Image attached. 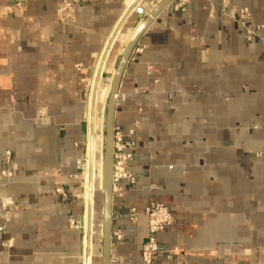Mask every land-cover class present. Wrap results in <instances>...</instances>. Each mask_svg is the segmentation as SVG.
Listing matches in <instances>:
<instances>
[{"label":"crops","instance_id":"0c3cea01","mask_svg":"<svg viewBox=\"0 0 264 264\" xmlns=\"http://www.w3.org/2000/svg\"><path fill=\"white\" fill-rule=\"evenodd\" d=\"M63 1L0 0V264H86L91 81L134 0H78L70 18L57 14ZM161 1L139 6L149 14ZM173 3L140 36L119 85L115 123L135 181L112 194L110 264H144L150 202L174 216L152 264H264V42L221 12L247 7L264 37V0ZM143 18L126 19L107 66ZM99 227L91 264H102Z\"/></svg>","mask_w":264,"mask_h":264},{"label":"water","instance_id":"95a60500","mask_svg":"<svg viewBox=\"0 0 264 264\" xmlns=\"http://www.w3.org/2000/svg\"><path fill=\"white\" fill-rule=\"evenodd\" d=\"M143 0H134V2L129 6V8L124 12L122 17L120 18L119 22L117 23L116 27L114 28L110 41L114 39L118 31L120 30L121 26L124 24L126 19L130 16V14L135 11L138 15L144 17L143 20L140 22V24L137 26L134 35L132 36L131 41L128 45H125L123 52L120 55L118 64L115 68V74L112 82V90L110 93V96L107 101L106 106V113H105V121H104V127L103 131L105 133V144H104V154L105 161H108L109 165V173H108V190L107 192L103 193V230L104 234L102 237L103 241V255H102V264H110V246H111V217H112V203H113V195H112V163H113V121H114V113H115V106L119 91V85L121 81L122 74L124 72V69L126 67V64L131 56V53L138 42L140 36L145 31V29L155 20V16L167 5H169L173 0H162L157 5H154L155 3L152 2L151 4L154 5V8L149 14H146V11L139 6V4ZM109 43V42H108ZM108 52V44L105 46V50L103 52L102 60L100 63V68L98 70V73L96 74L95 83L92 90V106H91V121H90V140L92 138L93 134V124H94V102L97 92V85H98V79L102 76V68L104 65V59L105 53ZM92 147L90 148V155ZM89 197H90V191H89ZM89 225H90V221ZM88 225V226H89ZM90 226L88 228V231L86 233V264H89L90 262V252L88 250L90 245Z\"/></svg>","mask_w":264,"mask_h":264},{"label":"rangeland","instance_id":"374dc122","mask_svg":"<svg viewBox=\"0 0 264 264\" xmlns=\"http://www.w3.org/2000/svg\"><path fill=\"white\" fill-rule=\"evenodd\" d=\"M183 1H184V3H182ZM188 1L189 0H182V1L173 0L174 3L172 4V6L176 10L183 11L184 8H185V5L188 3ZM158 3H155L154 5H157ZM224 4H225V2H224ZM224 6H226V5H224ZM224 6L221 8V12L223 14H225L229 19H231L234 23L239 24L243 28V30L245 31V34H246L245 35L246 36V40L252 41L254 39H256V40L260 39L262 42H264V37H262L261 34H260V32L263 30V26L262 25H257L255 27H250L248 25V21L251 18V14H250V11H249V9L247 7H239V8L238 7H234L233 8V13L234 14L233 15H229L228 12L225 10L226 7H224ZM58 16H60V15L58 14ZM60 17H63V16H60ZM64 18H66V17H64ZM133 33H134V31H130L128 34L122 36V39L125 42V44L128 42V40L130 39V37H131V35ZM136 45H137V43H136ZM136 45H135L133 51L136 49ZM123 49H122V51H123ZM133 51H132V53H133ZM132 53H131V55H132ZM119 58H120V56H119ZM118 61H119V59H117V61L114 64L110 65V66L109 65L108 66L105 65L106 72L105 73L103 72V74L101 76V81H100L101 82L100 86L102 85V88H103L102 95H101V102H100V104L98 105V108H97V121H96L97 122V124H96V128H97V131H96V148H97V151H96V165H95V168H94L95 169V179H96V192H95V196H94L93 229H94V232H95L94 234H96L97 232L95 231V226H96V228H98L99 224H100V227L98 229L99 236H101V222H102V220H101V222L99 220H100L101 209H102L101 174H102V169H103V159H104L103 154H104V144H105V133H104V131L102 132V129H103V124H104L103 120H104V116H105V113H106V106H107V101H108V96H109V90H110V86H111L112 76H113V73L115 72V68H116V66L118 64ZM91 95L92 94H90V98H89L90 101H91ZM87 99H88V94H87ZM115 112H116V106H115ZM116 127L120 129V131L122 132V134L124 136L123 130L118 125H116V123H115V113H114L113 131H114V128H116ZM131 131L132 130L128 131L129 134H131ZM255 157L256 158L264 157V152L255 153ZM9 158L10 157L6 155V161L9 162ZM83 162H84V159L80 161V164H78L82 177H83V168H82ZM6 172L8 174L6 176L10 177L11 173L9 172L8 169L6 170ZM134 181H135V178H134ZM134 181L132 183H134ZM59 193H61V191ZM61 194H64V193H61ZM97 196H100V198H101V200L98 203H96V197ZM12 203H13V200L8 198L6 200V202L1 205V210L6 212L8 210L7 207L10 206ZM150 203H153V202H150ZM154 203L161 204V203H158V202H154ZM100 205H101V208H100ZM161 205H163V204H161ZM163 206H165V205H163ZM99 208H100V210H98ZM166 208H168V207H166ZM96 210H98V211H96ZM168 210H169L170 214L173 216L172 211L169 208H168ZM96 214L98 215L99 220L97 219V215ZM173 219H174V216H173ZM173 225H174V223L169 228H171ZM70 226L71 227H78L79 225H78V222H70ZM169 228H166L163 231H165V230H167ZM163 231H161V232H163ZM161 232H159V233H161ZM117 236H118V234H116V237ZM95 239L96 238L93 237V242L94 243L96 241ZM146 241H147V239L145 240V242ZM157 242H158V240H157ZM8 244H9V240L4 242V245L8 246ZM159 251H160V247H159ZM153 261H154V258H153ZM153 261H152V263H153Z\"/></svg>","mask_w":264,"mask_h":264},{"label":"built area","instance_id":"2783aa9c","mask_svg":"<svg viewBox=\"0 0 264 264\" xmlns=\"http://www.w3.org/2000/svg\"><path fill=\"white\" fill-rule=\"evenodd\" d=\"M23 2L24 0H14V6L19 8L22 6ZM77 2L78 0L61 2L58 6L57 13L66 18L72 17L73 5ZM182 3H184V1ZM128 146L129 143L124 141V136L120 129L117 127L114 128L112 164V187L114 194H121L122 189L120 182L126 180L127 182L132 183L134 181V177L128 169L129 163L132 160V153L128 150ZM6 155L9 156V152L6 153ZM2 173L3 175H8L6 171H3ZM136 213V209H132L129 217L133 220ZM144 214L148 220V236L147 241L142 246L141 258L144 264H152L154 256L159 252L157 235L164 229L169 228L174 223V219L168 208L154 202L144 208ZM117 237L119 238L120 235L118 234Z\"/></svg>","mask_w":264,"mask_h":264},{"label":"bare ground","instance_id":"6f19581e","mask_svg":"<svg viewBox=\"0 0 264 264\" xmlns=\"http://www.w3.org/2000/svg\"><path fill=\"white\" fill-rule=\"evenodd\" d=\"M134 2V1H133ZM132 2V3H133ZM129 8V7H128ZM127 8V9H128ZM126 9V10H127ZM122 27V26H121ZM136 28V27H135ZM123 30V29H122ZM135 30L136 29H134V30H132V31H134L135 32ZM121 31V28H120V30L118 31V33L116 34V36L114 37V39H112L111 41L109 40L110 39V37H111V35H110V37L108 38V42L109 43H107L108 44V52H109V50H110V48H111V45H112V43H113V41L115 40V38H117L122 32H120ZM112 34V33H111ZM134 35V33L131 35V37H130V39L128 40V42L126 43V45H128L129 44V42L131 41V39H132V36ZM106 44V45H107ZM105 50V49H104ZM108 52L106 51V55H105V58H106V56L108 55ZM123 52V51H122ZM102 56H103V53H102V55H101V57H100V62H99V65H98V68H97V73H98V70H99V68H100V63H101V60H102ZM105 65H106V59H104V65H103V68H102V74H103V72L105 73L106 72V68H105ZM96 70V69H95ZM96 73V74H97ZM114 74H115V72L113 73V76H112V81H111V86H110V90H109V96H110V93H111V90H112V82H113V78H114ZM95 79H96V75H95V78H94V75H93V80L91 81V91L93 90V88H92V86H94V83H95ZM94 81V82H93ZM101 77L98 79V85H97V92H96V97H95V102H94V122H95V118H96V114H97V108H98V105L100 104V102H101V95H102V90H103V88H102V85L100 86V84H101ZM90 94H92L91 92H90ZM109 96H108V98H109ZM89 98H90V95H89ZM91 106H92V95H91V101H90V116H91ZM90 121H91V117H90ZM105 121V116H104V120H103V122ZM103 127H104V124H103ZM95 123L93 124V134H92V138H91V140H90V135H89V156H88V166H89V170H90V175L91 176H93L92 175V173H93V158H94V131H95ZM102 132H103V129H102ZM92 147V150H91V152H92V154L90 155V148ZM84 156H85V151H84ZM104 159H105V157H104ZM103 159V169H102V174H101V183H102V209H101V220H102V222H101V235H102V237H103V234H104V230H103V219H102V217H103V211H104V208H103V193L105 192H107V190H108V181H107V178H108V173H109V165H108V161H105ZM113 164V163H112ZM112 175H113V165H112ZM91 181H92V179H91ZM90 197H89V192H88V196H87V211H88V220H87V223H86V233H87V231H88V228H89V226H90V236H92V234H91V230H92V228H93V219H94V215H93V219L91 218V206H92V182H91V186H90ZM114 192H113V187H112V194H113ZM93 207H94V198H93ZM88 221H90V225H89V222ZM89 225V226H88ZM93 237H94V235H93ZM91 239H92V242H91ZM91 244H93V238L92 237H90V245H89V248H88V250H89V252H90V246H91ZM86 249H87V247H86V239H85V259H86ZM90 258V257H89ZM89 264H91L90 262H89Z\"/></svg>","mask_w":264,"mask_h":264}]
</instances>
